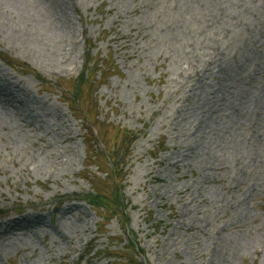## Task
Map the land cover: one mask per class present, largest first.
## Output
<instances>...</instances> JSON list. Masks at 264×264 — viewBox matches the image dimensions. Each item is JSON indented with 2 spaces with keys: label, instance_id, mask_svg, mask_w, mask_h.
I'll return each mask as SVG.
<instances>
[{
  "label": "rangeland",
  "instance_id": "374dc122",
  "mask_svg": "<svg viewBox=\"0 0 264 264\" xmlns=\"http://www.w3.org/2000/svg\"><path fill=\"white\" fill-rule=\"evenodd\" d=\"M19 1L0 21L46 38L20 45L0 22V82L22 99L0 95V264H264L258 126L212 110L222 48L188 65L182 31L163 30L173 0H62L54 23L44 0L19 19Z\"/></svg>",
  "mask_w": 264,
  "mask_h": 264
},
{
  "label": "bare ground",
  "instance_id": "6f19581e",
  "mask_svg": "<svg viewBox=\"0 0 264 264\" xmlns=\"http://www.w3.org/2000/svg\"><path fill=\"white\" fill-rule=\"evenodd\" d=\"M42 0V9L45 20L50 21V14L53 22H58L63 17L62 0ZM259 0H173L170 10L176 14L163 27V30L174 28L180 30V38L185 47L184 58L187 64L194 67L200 61L199 54L205 51H212L213 46H220L224 55H216L215 66L219 72L226 75V83L222 87L219 106L212 107L213 114L218 113L220 107L226 108L227 113L241 115L239 120L249 128L248 121L254 120L258 128L249 147L254 151V160L264 171V119L262 110L264 108V93L260 90V85L264 83V43L261 34L255 31L253 25L246 20L247 16L255 14ZM19 6H12L16 9L18 18L24 20L28 15L38 13L36 5L30 6L25 0L18 2ZM248 10L245 11L244 7ZM250 7V11H249ZM255 10H254V9ZM29 16V17H30ZM2 28L14 37L20 45L27 43L37 45L44 49V39L42 33L30 31L22 28L18 23H6L0 21ZM51 22V21H50ZM246 28H249L246 32ZM226 30V32H225ZM228 31V33H227ZM225 39L224 43L220 39ZM188 44V46H187ZM45 50V49H44ZM213 52V51H212ZM195 55V56H193ZM228 60H225L226 58ZM228 64V65H227ZM19 88H13L8 81L0 82V95H10L15 102L21 103L18 94ZM206 99H199L203 103ZM23 104V103H22ZM222 105V106H220ZM23 116L40 120L38 125H42L43 119L37 115H30L32 109L27 104L22 105ZM26 112V113H25ZM0 124L4 126V122ZM31 154V153H30ZM31 159L36 163L39 159L37 153L31 154ZM30 216H25L28 221ZM16 226H19L17 223ZM263 249V247H261Z\"/></svg>",
  "mask_w": 264,
  "mask_h": 264
},
{
  "label": "trees",
  "instance_id": "16d2710c",
  "mask_svg": "<svg viewBox=\"0 0 264 264\" xmlns=\"http://www.w3.org/2000/svg\"><path fill=\"white\" fill-rule=\"evenodd\" d=\"M88 159L91 162H94L92 154L88 156ZM108 161L111 163V166L114 167V168H116L118 166V164H119L118 161L115 160V158H111V159L108 158ZM115 178H116V175H115ZM91 197H92V199H95L97 201H100V200L102 201V198H101L100 194L99 195L96 194V195H93ZM102 205H103V210H107V204H102Z\"/></svg>",
  "mask_w": 264,
  "mask_h": 264
}]
</instances>
